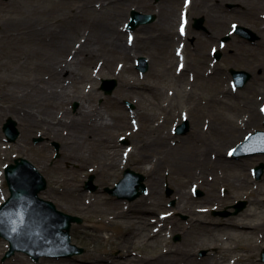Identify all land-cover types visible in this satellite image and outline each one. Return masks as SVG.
<instances>
[{
	"label": "bare ground",
	"instance_id": "1",
	"mask_svg": "<svg viewBox=\"0 0 264 264\" xmlns=\"http://www.w3.org/2000/svg\"><path fill=\"white\" fill-rule=\"evenodd\" d=\"M78 1L79 6L75 5L71 8L70 0H56L57 10L48 14L45 19H34L20 14L19 16L8 15L0 22V61L9 64H24L23 62L32 60L34 71L39 73L26 80L28 87L19 90L15 89L17 81L11 79L7 85L8 89L5 88L0 92V112L6 110V115H12L19 125L24 126L21 131V134L24 133V137L33 128L37 119L41 117L44 123L36 127L41 125L46 130L45 132H48L53 138L61 140V149L64 150L63 160L74 163H83L89 159L95 160L99 163L96 170L100 184L107 183L119 166L118 157L122 148L117 143L113 132L117 133L125 125L130 126L129 119L132 116L124 114L112 118L106 117L93 104L91 92L81 91L76 83L80 80L79 65L85 64L87 67H91L96 63L100 66L98 72L106 68L111 72L115 64L121 62L120 70H125L132 76L120 79L119 90L112 99L114 102H118L122 98L137 96L139 104L133 113L135 118L139 117L140 119L138 129H141V132L136 133L135 130L134 136L138 140L135 137L134 139L137 140V147L131 155L133 156L135 153L139 155V160H142L141 168H145V171L149 173V178H160V172H164L183 179L182 186L177 191L180 194L177 204L179 201L180 204L176 207L188 212L193 223L185 227L183 223L179 224L171 218L168 219V222L164 219V215L155 212L156 209L146 206L142 202L144 199L142 198L141 202H138L139 205L135 206L120 199L112 200L113 211L108 212L106 208H102L101 211V214L113 212V220H107L108 225L122 228L121 231H125L123 234L132 239L146 237L147 230H150V226L153 227L155 224L148 221L150 220L148 216L154 215L157 229L153 230L150 237L154 234L159 235L160 231L167 226L166 224L170 223L173 230L182 231L184 238L200 233L211 235L209 242L202 244H210L215 248V251L217 250L219 255L212 252L213 257L217 260L216 264H225L223 263L225 260L226 264H260L257 262L256 256L264 247L262 245L264 242V219L261 216L264 213V188L263 186L260 188V182L251 179L249 171L253 169V166L250 165L251 162L264 161V156L255 154L238 160L232 158L231 152L247 136L248 130L241 133L240 131H243L241 129L256 128L264 120L262 113L264 98H260L257 104L251 101L244 108L240 103L244 118L242 121L235 120L226 112L231 109L240 111L241 108L239 102L231 100V97L234 96L231 89H225L223 86L221 79L223 69L212 62H210L212 63L210 67L205 66L208 61L204 53L199 58L201 59L199 66H191L190 59L193 60L192 57L195 54L198 56L199 51L192 48L195 42L197 45L203 38L215 42L222 35L230 33L235 21L230 22L226 20V17L228 14H232L237 15L239 23L236 22L239 25L249 26L256 30L259 41L250 44L246 40L232 37L234 44L229 51L238 59H245L242 62H246L249 69L250 67L259 69L261 67L259 62H263V60L258 56L264 55V0H216L213 4L209 3L213 2L212 0H191V3L184 7L187 19L189 11L197 9V12L206 16L209 27L204 34L209 33L205 35L206 37H202L203 34H199L201 32H191L189 24H187L188 30L185 38L183 34L173 29L174 19L179 12L175 6L176 0H167L169 5L166 4V0L157 5L151 0ZM226 2H237L239 5L227 10L223 8ZM170 4L173 7H170ZM135 7L142 11L157 9L159 13L154 24L141 27L137 31L145 36L136 34V32H125V29L121 28L120 17L118 14L113 15L112 12L114 9H119L127 13ZM85 9H89L91 14H87ZM181 10L180 21L182 19ZM119 15L121 16V14ZM191 19L192 16H189L190 22ZM151 31L155 33L153 34ZM84 36L85 40L80 41ZM192 38L193 42L189 44L188 41ZM180 40H187V43L182 47ZM219 43L221 44L220 40ZM220 44L216 46L220 51L228 46V43L223 47ZM186 50L189 52L187 53ZM146 51H150L149 65L153 70L149 77L161 79L165 71L171 72L172 68H176L173 84L177 94L180 93L182 97L184 96L182 83H185V76L190 70L194 76L189 83H192L193 86H198L199 82H202V84H210L213 87L210 95L198 94L199 99L196 98L197 100L194 101L195 106L190 111H196L199 116L190 114L189 111L179 115L188 121L192 117L198 119L196 123L191 122V129L184 136H172L169 131H162L152 125L155 112L151 107L157 106L158 109L170 115L171 112L165 108V105H169L171 102L167 101L163 104L162 92L157 84L140 81L136 77L131 60H135L140 53ZM162 51L167 52L165 59H160V56L163 58ZM70 54H73V57L69 60ZM165 64H169V67L165 68ZM160 66L163 69H158ZM63 74L74 79L75 85L71 84L72 87L69 84L66 85L67 78L65 79ZM45 75H48L47 79ZM250 85H254V87L261 85L264 88V71H261V74L257 73V77ZM194 94L193 89H190L189 96ZM30 95L34 98L33 100L29 99ZM28 99L31 103L27 104ZM75 99L81 101V108L77 114H71L69 107H64V111H59V106H55L63 107V103ZM202 100H204L203 103ZM58 102L61 104H57ZM202 107L205 110H196V108ZM110 128L113 129V132L108 135L107 131ZM148 132L154 134L151 136L152 141L146 137ZM149 151H153L152 156ZM38 169L41 171L39 167ZM193 179L195 183H192L190 189L195 186L198 190H204L202 199L205 204L198 205L199 199L185 187V183ZM4 183V167H0V205L6 199L3 191ZM59 183H62L61 190L56 187L50 189L49 192L57 190L69 196L77 204L84 202L86 193L72 179L67 178ZM245 188H248L246 196L250 197V205L246 210L226 220L208 216V213L215 208L213 205L220 206L228 193H231L232 190ZM161 193L159 180L156 185L151 186V195L154 197ZM97 194H93L91 198L94 197L100 202V205L110 201L102 194ZM155 199L158 200V197ZM156 205L158 206L160 203L157 202ZM128 215H135L131 224L120 219ZM218 228L229 231L225 240L227 239L233 244L226 247L216 245L225 241L217 236ZM256 232L260 242L245 243V238H250ZM163 241L165 247L157 255L149 258H139L137 255L138 257L135 259L129 256L130 260L122 262V264H214L211 259L207 261L198 259L196 247H177L172 250L173 248L169 249L166 240ZM80 244L88 246L90 241L81 240ZM230 254H234L237 261L227 258ZM14 259V264H30L22 254H16ZM240 259L242 262H239ZM261 262L263 264L262 260ZM42 264H116V262L102 256H93L88 252L82 257L66 261L45 258Z\"/></svg>",
	"mask_w": 264,
	"mask_h": 264
},
{
	"label": "rangeland",
	"instance_id": "2",
	"mask_svg": "<svg viewBox=\"0 0 264 264\" xmlns=\"http://www.w3.org/2000/svg\"><path fill=\"white\" fill-rule=\"evenodd\" d=\"M56 0H0V22L4 19V17H8V15H13V16H19L20 14H25L27 16H30L34 19H45V17L52 13L53 11L57 10V6L55 3ZM155 5L161 3L164 0H151ZM169 1V0H168ZM166 0V4L169 5V2ZM183 1L184 0H176L175 6L177 8V11L179 9V12L177 13L173 25V29L175 31H179L178 24H179V13L180 9L183 7ZM213 2H209L210 4H213L216 2V0H212ZM83 2V1H82ZM74 4V6H73ZM79 1L77 0H70V7H75L79 6ZM239 3L237 2H226L225 6L223 8L227 10H231L235 7H237ZM170 7H173V5L170 4ZM54 9V10H53ZM133 9L139 10L138 8H131L129 12L126 13V11H122L119 9H114L113 15L118 14V17H120V22H121V28L125 29V32H128L126 30V25L127 22L130 21L131 18V11ZM197 9H194L193 11H189L190 15L192 16L191 22L189 23V29L191 32H201L199 34H203L202 37H206L204 34L206 32L199 31L197 28L193 25L194 24V19L196 17H205L204 14H201L196 11ZM87 14L89 13V9H85ZM143 13H152L158 16L157 9L156 10H146L142 11L139 10ZM126 13V14H125ZM121 14V16L119 15ZM226 20L231 21H237L239 23L237 15H230L228 14L226 17ZM225 20V21H226ZM228 21V22H229ZM153 23L147 24V25H141L137 29L133 30L132 32H137L141 27L144 26H151ZM204 25L208 28V20L206 19V22L204 20ZM156 27V26H155ZM169 27V26H168ZM241 27V25H236L233 26V28ZM248 35H244L243 33L237 31L234 35H231L230 39L227 41L228 46L221 51V56L219 59L216 58L215 56V51L214 49H217L214 47V45L218 46L219 40L223 38L226 35H222L220 39H217V41L209 40L203 38L200 40V42L196 45V42L194 46L192 47L194 50H198V56L195 54L193 60L190 59L191 61V66H199L201 57V54L204 53L206 54V59L208 61V64L205 66L210 67V64L216 63L220 69H223V73L221 75V79L223 80V86H225V89L230 88L232 92L231 100L238 103L240 106V111L239 110H233L231 109L230 111L226 112V114L230 115L237 121H242L243 117V108L247 107L246 104L249 105L251 101L254 102V104L258 103L260 98H264V88L260 86H255L257 89H255L254 85L249 84L257 77V73L261 74V71H264V55L258 56L262 58L263 62L261 63V67L259 69L256 68H248L245 59L241 58L238 59L236 56L231 54L229 51L233 47V41L232 37L234 38H239L246 40L247 43L253 44L257 41H259V35H257L256 30L249 26H243ZM153 31H151L152 33ZM155 32H153L154 34ZM250 34L253 36L250 37ZM139 35L145 36V34L140 33ZM85 36L80 40L84 41ZM195 40V39H194ZM184 41V40H180ZM187 43V40L185 41ZM189 44L190 42H193V38L188 41ZM188 44V45H189ZM153 47V46H151ZM187 53L189 50H186ZM150 51L142 52L140 53L135 60H131V65H133L136 77L140 81H144L147 83H155L159 86L161 92H162V97H163V104H165L167 101L171 102L169 105H165V108H168L170 110L169 113L163 112L160 109H158L157 106L151 107L154 109V121L152 125L156 128H159L162 131H169L170 135H178V136H184L188 132L184 134H177L175 132L176 128V122L178 124L182 123L185 118L179 116L180 114H183V112L189 111L190 114L193 113L195 116H199L196 111H190L193 109L195 106V102L198 98V94H202L204 96H208L212 93L213 87L210 84H202V82H199L198 86H193L192 83H189L190 80H193V73L188 71L187 75L185 76V83H182L183 85V90H184V96L182 97L179 94H177V90H175V85L173 84V77L174 73L176 71V68H172L171 72L165 71L163 74V78L161 79H151L149 77V74L153 71L150 67L148 66V69L145 72H141L139 68H137L138 64V58L140 57H145L148 60V63L150 62ZM164 52V54H163ZM212 52V53H211ZM1 53V50H0ZM167 52L162 51V57L160 56V59H165ZM209 57H208V56ZM70 57L68 58L69 60L71 57H73V54L69 55ZM161 61V60H160ZM164 61V60H163ZM212 62V63H210ZM24 64H16V63H7V62H1L0 61V92L4 91V89H8L7 85L9 81L15 80L17 81V85L15 86L16 90L23 89L26 86V80L33 78V76L36 74H39L38 71H34V64L32 60H28L26 62H23ZM215 64V65H216ZM95 66V67H94ZM122 66L121 62H117L112 69L111 72L108 71V69H104L101 72H98L100 66L97 65L96 63L92 64L91 67H87L85 64L79 65L78 70L80 72L79 77L80 80L76 85L78 88L81 89V91H84L86 93L92 94L91 98L93 101V104H95L100 111L103 112V114L106 117H117L120 115H128L132 116L130 120V126L125 125L123 129L118 131L117 133L113 132V129H109L107 131V134H111L113 132V135L116 137V141L119 145L122 146L121 150L119 151V166L117 169L114 171V174L112 178L104 184H100L99 182V175L98 171L96 170L97 167L99 166V163L96 162L95 160H87L86 162L79 163V162H67L63 160V152L64 150L61 149L62 147V142L58 138H53L51 135L48 134V132H45L46 130L41 127H36L37 125L44 123L41 117H39L34 123V126L30 131H28L27 136L24 137V133L21 134L22 127L23 125H19L17 120L12 116V115H6V110H2L0 112V167H4L9 163H13L15 159L17 158H27L30 160L32 163H34L37 168L39 167L41 169V172L43 175L46 177L48 186L45 190L41 192V196L45 199L52 200L57 208L59 210H62L66 213H69L71 215H76L81 217L82 223H73V227L71 230V236H72V244H74L76 247L81 248L82 252L81 253H76L71 256H59V257H47V256H39V259H35L32 255L28 254L27 252L24 251H17L15 252L11 257H5L6 252L9 249V241L5 239L4 237L0 236V264H14V256L16 254H22L27 260H29L30 264H42L43 260L45 258H48L50 260H70L76 257H82L88 252L92 253L93 256H102L106 259H110L116 262V264H122V262H126L129 259V256L132 258H137L140 257H145L149 258L152 256L157 255V253L161 250L164 249V241L166 240V244L168 245L169 249L174 250L177 247L180 248H187V246L196 247V256L198 259H203V260H210L214 262L217 261L213 255H219L217 254V250L215 251L212 246L209 245H203L202 243H207L209 242V238L211 235L209 234H196L192 236H188L187 238L183 237V233L181 230H173L171 228V224L168 223L159 233V235L151 236V233L153 230L157 229V224H156V219L155 216L149 215L148 217L152 223H155L152 226H150V230H147L148 234L146 237H137L136 239L129 238L125 234H123L125 231H121L122 228L120 227H113L109 226L107 223V220H113V212L108 213L109 211H113L112 208L114 207V203L112 200L114 199H120L123 202H127L128 204H138V202H141L140 200L142 198L144 204L150 208L156 209V213L158 212L159 214H171L170 217H165L168 221L169 218L172 220H175L177 223H183L185 227H187L188 224L193 223V219L191 218V215L188 212L182 211L180 209H177L176 206L180 204V201L178 204L174 199L178 200L180 197V194L177 192L183 183V179L180 177H176L173 175L165 174L164 172H160L159 175H161L160 178L152 179L149 178V173L145 171V168H141L140 162L142 160H139V155L135 153L133 156L131 155L133 150L136 149L137 147V138L134 136L135 130L136 133L141 132V129H138L139 124H140V119L134 117V111L138 108V97L135 96L133 98H122L121 101L114 102L112 97L115 95L117 90H119L120 86V79H123L124 77L130 78L132 75L131 73L125 71V70H120ZM169 64H165V68H168ZM176 67V66H175ZM242 69L249 71L252 74V79L244 85L242 88H235L233 86V75L231 73V69ZM158 69H163L162 66H160ZM77 75V73H76ZM48 77V75H45V78ZM63 77H65V83L66 85L71 84L75 85V82L73 81L74 79L68 78L67 75L63 74ZM35 78V77H34ZM47 79V78H46ZM102 79H116L118 81V86L116 89L111 93V94H105L104 90L101 88L102 84ZM196 83V81H195ZM222 84V82H221ZM262 84V82H261ZM249 86V87H248ZM248 88V89H247ZM190 89H193L195 92L194 95L189 96ZM29 99L33 100L32 96H29ZM28 99V103H31V101ZM199 99V98H198ZM204 100H202V103ZM116 103V104H115ZM240 103L243 104V108L241 107ZM61 104V103H57ZM62 106L60 105H55L59 106L58 109L59 111H64V107H69L71 114H77L79 112V109L81 108V101L80 100H73L70 102L63 103ZM205 105V104H203ZM220 106V105H219ZM218 106V107H219ZM217 107V109H219ZM56 108V107H55ZM54 108V109H55ZM199 109H204L202 108H196V110ZM263 111V110H262ZM263 113V112H262ZM264 114V113H263ZM136 115V114H135ZM8 119H14L15 122H17V129L20 132V135L16 141H8L6 138V135L3 130V125ZM197 118L192 117L190 119V124L193 121L194 123L197 122ZM204 120V119H203ZM138 123V124H137ZM264 120L262 123L257 126L256 128H243L240 131L241 133H244V131L248 130L249 132H253L256 129H264ZM36 127V128H35ZM35 128V129H34ZM136 128V129H135ZM45 132V133H44ZM117 135V136H116ZM152 135H154L152 132H148L146 134V137L149 141H152ZM134 137L137 139H134ZM123 139H127L128 141L125 143H121ZM131 152V153H130ZM150 155L152 156L153 151H149ZM264 156V154L262 155ZM7 157V158H6ZM243 158V157H240ZM239 160V159H238ZM122 161V163H121ZM264 163L263 160H259L257 162H251V167L253 166V170L249 171V175H251V179L255 182H260V188L263 186L264 188V182H263V175L260 179L255 177L254 174V168L259 165L260 163ZM45 166V167H43ZM249 166V165H248ZM130 168L142 175H145V180L144 182L147 184L148 187V192L147 193H142L136 199L130 200L125 197H119L117 195H113L109 189H113L116 187V183H118L122 178L124 171ZM93 177V186L88 185V182L90 178ZM233 177V176H232ZM67 178L72 179L78 187L86 193L84 197V202L81 204H77L74 201L70 199L69 196L64 195L63 192L60 191H53L49 192L50 189L59 187L62 183V180H66ZM161 182V189L162 193L159 194L158 196L151 195V186L156 185V182ZM192 183H195V180H188L187 183H185V187L188 190H191L194 193V188L190 189V186ZM202 187V186H201ZM251 187V186H250ZM61 190V189H60ZM4 193L6 195V199L10 196V190L7 184V181L5 179L4 183ZM173 191V192H172ZM204 191V190H202ZM205 192V191H204ZM248 192V188L245 189H240V190H232L231 193H228L227 197L224 199L222 204L218 206L217 204H214L213 208L209 213L208 216L214 218V219H219V220H226L231 218L232 216L235 215H220L216 214L215 211H234V208H232L237 202L240 200L246 201L247 205H245V208L242 210H246L249 205H250V197L246 196V193ZM98 193V194H97ZM93 194L100 195L102 194L104 197H107V200H110L106 202L103 205H100L99 201L95 200V198H91ZM194 195V194H193ZM199 199L198 205L205 204V201L202 199L204 194L200 195H194ZM158 197V200L155 198ZM4 199L3 202L6 200ZM160 203V205H156V203ZM139 205V204H138ZM143 205V203H142ZM141 206V204H140ZM102 208L108 209L107 214H101ZM263 209V208H262ZM132 210V209H131ZM240 211V213L242 212ZM263 211V210H262ZM153 212V213H155ZM239 214V213H238ZM236 214V215H238ZM262 218L264 219V213L261 214ZM134 216L128 215L124 218H120L123 221H125L127 224H131L132 219H135ZM165 220V221H166ZM169 222V221H168ZM229 231L223 228H218L217 230V236L220 238H225L227 237ZM176 235H180V238L178 240H175ZM111 236V237H110ZM83 240H89L90 244L88 246H83L80 244V241ZM260 242V239L258 238V233L256 232L255 235H251L250 238L246 237L245 238V243H257ZM233 242L227 241V239L224 242H219L216 245L217 246H224L226 247L227 245H231ZM264 246V242L262 243ZM222 248V247H221ZM264 249V247L262 248ZM205 250L206 253L202 254V251ZM212 252H215L212 254ZM138 255V256H137ZM258 258V261L260 264L261 262V254H257L256 256ZM255 257V258H256ZM232 261L236 260L234 254H230L229 257ZM237 261V260H236ZM239 262H242V259L239 260ZM238 262V263H239ZM226 264V260L223 262ZM206 264V263H205ZM264 264V263H263Z\"/></svg>",
	"mask_w": 264,
	"mask_h": 264
},
{
	"label": "water",
	"instance_id": "3",
	"mask_svg": "<svg viewBox=\"0 0 264 264\" xmlns=\"http://www.w3.org/2000/svg\"><path fill=\"white\" fill-rule=\"evenodd\" d=\"M155 19L152 14H144L139 11H132V22L129 27L134 29L141 23L151 22ZM142 67L146 70L145 59L141 58ZM236 81L239 85L244 84L249 75L245 71L233 70ZM241 75H244L242 78ZM117 85L115 79L104 80L103 88L106 93H112ZM188 123L180 127V131H186ZM4 131L9 141H15L20 132L16 122L12 119L4 124ZM245 149V154L264 152V132H257L251 135L250 139L239 145L236 153ZM264 170V164L256 167V174L260 177ZM7 179L11 190V197L0 209V233L10 240L11 249L7 256L12 255L16 250H25L38 258L41 254H54L57 256L71 255L76 251L53 252L55 249L70 248L71 223L82 222V218L59 211L51 201L40 199L38 194L47 187V181L36 167L26 158L16 159L7 169ZM145 177L131 169L125 172V178L118 184V187L111 192L121 197L134 199L145 191L143 180ZM93 178L89 181L92 183ZM133 180V184L126 188V185ZM142 189V191L140 190ZM124 190V191H123ZM201 193V192H200ZM245 205L244 201L236 205V213ZM226 214V213H224ZM178 238V237H177ZM46 240L49 248L42 250L39 241ZM80 252V251H79ZM264 258V252H263Z\"/></svg>",
	"mask_w": 264,
	"mask_h": 264
},
{
	"label": "snow or ice",
	"instance_id": "4",
	"mask_svg": "<svg viewBox=\"0 0 264 264\" xmlns=\"http://www.w3.org/2000/svg\"><path fill=\"white\" fill-rule=\"evenodd\" d=\"M183 31H184V29H183V26L181 27V34H183Z\"/></svg>",
	"mask_w": 264,
	"mask_h": 264
}]
</instances>
